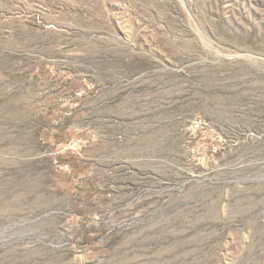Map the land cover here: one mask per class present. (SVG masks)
<instances>
[{
	"label": "rangeland",
	"instance_id": "obj_1",
	"mask_svg": "<svg viewBox=\"0 0 264 264\" xmlns=\"http://www.w3.org/2000/svg\"><path fill=\"white\" fill-rule=\"evenodd\" d=\"M0 264H264V0H0Z\"/></svg>",
	"mask_w": 264,
	"mask_h": 264
}]
</instances>
